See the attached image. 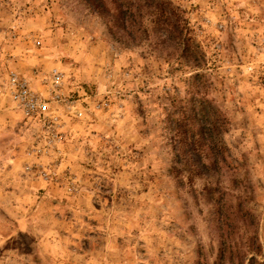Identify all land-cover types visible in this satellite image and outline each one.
Returning a JSON list of instances; mask_svg holds the SVG:
<instances>
[{
    "label": "rangeland",
    "instance_id": "1",
    "mask_svg": "<svg viewBox=\"0 0 264 264\" xmlns=\"http://www.w3.org/2000/svg\"><path fill=\"white\" fill-rule=\"evenodd\" d=\"M129 1L0 0V264H264V0H169L182 45ZM8 68L45 96L58 69L85 116L25 117ZM192 97L229 122L194 180L167 121Z\"/></svg>",
    "mask_w": 264,
    "mask_h": 264
},
{
    "label": "trees",
    "instance_id": "2",
    "mask_svg": "<svg viewBox=\"0 0 264 264\" xmlns=\"http://www.w3.org/2000/svg\"><path fill=\"white\" fill-rule=\"evenodd\" d=\"M136 1L143 3L145 9H149V15L155 24L172 27L171 38L180 45L184 44L182 15L169 0H130L128 12L132 22L139 18L138 14H141L137 11L141 6L135 8ZM140 25L138 22L135 34L140 30ZM182 50L184 51L185 48L183 47ZM196 70L198 68L194 69ZM192 77L199 78L200 74L195 72ZM172 104L173 109L167 114V121L173 133L171 141L175 153L170 173L174 177L186 174L190 180L218 173L226 160L222 134L227 131L229 122L219 108L207 99L172 98Z\"/></svg>",
    "mask_w": 264,
    "mask_h": 264
},
{
    "label": "built area",
    "instance_id": "3",
    "mask_svg": "<svg viewBox=\"0 0 264 264\" xmlns=\"http://www.w3.org/2000/svg\"><path fill=\"white\" fill-rule=\"evenodd\" d=\"M51 76V86L45 96L42 92L33 90L23 75L8 68L2 82V89L5 95L29 119L55 124L59 121L61 112L70 117L83 118L87 108L79 100L67 97L61 91L60 85L63 84L64 74L54 68L51 71ZM103 104L105 103L97 101L93 109H99Z\"/></svg>",
    "mask_w": 264,
    "mask_h": 264
}]
</instances>
